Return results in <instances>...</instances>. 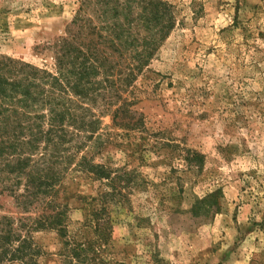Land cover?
Wrapping results in <instances>:
<instances>
[{
  "label": "rangeland",
  "instance_id": "rangeland-1",
  "mask_svg": "<svg viewBox=\"0 0 264 264\" xmlns=\"http://www.w3.org/2000/svg\"><path fill=\"white\" fill-rule=\"evenodd\" d=\"M163 1L176 24L152 59L112 108L85 105L100 128L51 192L68 207L60 233L34 226L43 205L26 208L44 91L64 96L66 115L78 85L106 102L104 70L80 71L78 49L93 40L108 54L111 18L97 0H0V231L28 235L36 264H61L73 241L94 238L84 221L109 187L74 169L82 155L142 182L122 205L115 196L110 237L82 264H264V0ZM121 102L138 128L114 124Z\"/></svg>",
  "mask_w": 264,
  "mask_h": 264
},
{
  "label": "trees",
  "instance_id": "trees-1",
  "mask_svg": "<svg viewBox=\"0 0 264 264\" xmlns=\"http://www.w3.org/2000/svg\"><path fill=\"white\" fill-rule=\"evenodd\" d=\"M97 5L103 14L110 15L111 18L107 26L109 35L106 39L111 51L108 54H101L97 43L92 40L84 44L83 49H78V57H82L79 62L80 71L89 73L93 70L92 73H94V69L99 67L104 70L102 76L104 75L103 79L106 83V93L103 98L106 102L101 101V103L94 97L91 94H96L94 90L79 88L78 85L74 93L78 96L79 102L73 104L74 112L66 115L70 107H65V103L62 102L64 96L61 94L64 90L60 91L61 98H58L51 88L45 89L44 100L48 109L47 126L46 129L42 128L38 137L36 135L34 139L37 142L41 141L43 147L40 157L30 164L26 174L25 188L26 208L43 205L42 214L33 219L36 228H50L60 233L65 229L68 207L57 201L56 192L54 194L51 192L100 128L99 118L91 113V105H85L94 101V105L103 104L107 108H112L117 102L114 98H121V92L131 83L133 74L141 71L149 63L176 24L173 5L168 1L97 0ZM79 11L77 20L84 24L87 20L85 16L87 11L83 5ZM116 53L120 59L114 58ZM125 108L123 102L114 108L112 111L114 124L126 129L138 128L140 119L132 122L131 114H128ZM66 117L69 118L67 123ZM194 158L200 159L201 155L196 153ZM74 169L95 179L106 180L109 189L99 193V206L92 208L84 221L83 226L93 229L94 238L87 243V246L80 241H73L75 243L72 248L73 256L60 252L59 254L63 256L61 264H73V257L80 258L78 264H82L83 260L92 262L96 258V246L106 243L110 237L112 229L110 211H112V204L118 205L114 201L115 196H118L117 201L122 205L121 200H126L121 199L124 196V194L121 196L123 190H131L135 187L137 189L142 186V182L136 179L134 170L125 171V168L121 167L112 171L106 165L93 163L86 155H82ZM0 234V262L9 257V259H19L23 264H36L35 245L28 235H22L15 229L0 231Z\"/></svg>",
  "mask_w": 264,
  "mask_h": 264
}]
</instances>
